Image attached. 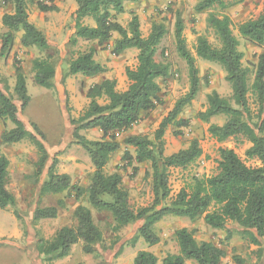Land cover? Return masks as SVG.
<instances>
[{
    "label": "trees",
    "instance_id": "obj_1",
    "mask_svg": "<svg viewBox=\"0 0 264 264\" xmlns=\"http://www.w3.org/2000/svg\"><path fill=\"white\" fill-rule=\"evenodd\" d=\"M56 0H5L13 7L12 13L2 18L5 32L1 36L0 57L7 58L13 50L18 34L24 49L35 48L44 56L32 62L35 85L46 90L56 89L57 70L52 61L50 44L46 35L37 28L29 18V6L36 5L41 11L55 10ZM77 9L73 13L75 35L72 43L78 40L97 43L99 46L112 43V54L120 56L127 50H137V66L126 69L129 81L127 90H117L115 78L105 79L92 85L87 98L90 104L87 110L77 119L71 118L74 126V143L81 146L90 158L94 167L89 184L86 187L75 185L72 177L56 171V161L49 168L48 177L42 183V198L73 193L79 203L73 212L75 224L64 226L49 239L40 237L35 249L44 264H53L67 258L72 248L81 246L85 255L100 253L99 247L106 242L104 230L97 224L95 214L103 215L112 234V249L120 242V232L138 222L131 240L135 244L143 239L149 247L160 243V237L154 227L165 217L187 218L195 223L203 220L206 227L213 230H225L229 222L240 227V237L249 244L261 248L264 242V55L259 58L253 83L250 86L251 71L243 65V53L240 51V40L234 34L235 24L225 13L235 0H200L195 11L207 14V28L213 31L218 45L212 44L205 36H199L195 45V56L188 49L184 36L185 25L181 19L176 22L175 41L177 52L186 62L190 75L189 93L181 98L174 109L162 121L154 138L126 134L143 120L145 113L155 111L163 105L160 80L171 76L170 66L158 62L156 55L167 29L163 23H155L151 33L144 37L140 29L138 16H134L128 27L117 21L126 12L127 3H139L142 0H74ZM49 2L51 5L46 4ZM87 19L94 25H86ZM239 35L252 44L264 45V13L258 18L240 23L236 26ZM117 36V37H116ZM195 57L210 63L218 64L226 73L232 96L221 97L216 91L207 98V108L200 113V119L209 123L212 118L225 117L222 125L211 124L209 133L219 143L230 139L244 138L251 147L246 151V158L259 162L258 166H249L233 149H219L217 173L211 177H193L188 185L172 197L170 187V170H185L203 155L198 139L190 141L186 148L171 155L165 154V134L169 125L182 128L188 125L179 120V115L190 106L200 92L199 69ZM15 95L25 109L31 101L27 87V77L21 66L16 64ZM106 67L95 60V49L81 53L69 63L68 75H83L94 78L104 75ZM252 93L260 108L262 123L251 124L249 115V95ZM103 99L104 104L98 100ZM0 120L10 121L13 128L5 131L1 137L3 145L11 146L22 141L33 144L39 159L36 170L30 180L34 185L41 182L43 170L49 159L45 145L37 138L43 135L36 124L34 132L29 131L18 116V108L13 99L0 89ZM97 129L102 133L98 140H90L83 131ZM125 133L122 142L119 134ZM181 135V133H178ZM122 144L126 146L124 159L137 171V166L148 164L144 182L149 184L153 199L150 205L135 209L131 204L130 191L124 186V176L117 170L108 171L112 157ZM132 148V151L129 150ZM10 161L0 152V209L15 208L16 197L8 187ZM65 207L63 200L58 206L37 207L34 211V222L53 220L58 217L59 208ZM232 231H228V238ZM179 251L169 254L161 264H221L227 257V251L213 242L198 241L194 232L181 228L175 232ZM237 264H245L240 257H234ZM158 257L148 250L140 251L134 264H158ZM76 264H84L79 262Z\"/></svg>",
    "mask_w": 264,
    "mask_h": 264
},
{
    "label": "rangeland",
    "instance_id": "obj_2",
    "mask_svg": "<svg viewBox=\"0 0 264 264\" xmlns=\"http://www.w3.org/2000/svg\"><path fill=\"white\" fill-rule=\"evenodd\" d=\"M200 0H142L139 3L126 5V12L117 19L123 26L128 27L129 23L136 15L139 18L142 35L147 37L155 23H163L167 33L157 52V61L170 66L171 76L160 80L161 94L170 98V106L157 109V116L154 112L145 113L143 120L136 126L134 134L154 138L155 132L162 121L172 111L176 103L185 97L190 90V75L186 62L179 56L175 41L176 22L181 19L185 25L184 36L188 49L195 56V45L199 36H205L209 41L218 45V40L213 31L207 28V14H200L195 11V7ZM51 5L49 2H45ZM232 6L225 11L235 24L234 34L240 40V51L243 53V65L251 71L250 86L254 80L259 58L264 55V45L258 46L242 38L236 26L242 22L256 19L264 13V0H235ZM55 10L44 12L36 5L29 6L30 21L39 28L48 38L50 44L49 53L57 70L56 89L46 90L33 82L32 62L35 58L44 54L35 49H24L21 47L18 34L15 46L7 58L0 57V89L13 99L18 108V116L25 124L26 128L35 133L32 124H36L43 135V139L37 138L45 145L49 159L43 170L41 182L34 185L30 180L36 170L39 155L36 147L28 141H22L11 146L3 145L1 137L3 133L11 128L10 121L0 120V152L5 154L10 161L8 187L17 200L15 208L0 209V264H44L42 258L36 252L35 246L38 238H51L57 230L64 226L75 224L73 212L79 204L73 193H63L60 195L42 198L40 190L42 183L48 177L49 168L56 161V171L66 173L72 177L75 185L86 187L94 172L92 162L83 148L74 143V126L71 118L80 117L88 108L90 100L87 98V90L94 84L100 83L105 75L86 79L82 75L69 76V63L76 59L81 53L95 49V60L109 69V74L117 78L118 91L127 88V82L122 79L126 75V69H134L138 60L136 53L128 52L120 56L126 57L117 62V67L113 66L120 56L112 54V43L99 46L97 43H89L78 40L72 43L75 35L73 13L77 9L74 0H56ZM13 7L0 0V38L5 32L2 18L6 13H12ZM86 25H94L93 20L87 19ZM117 37V36H116ZM123 57V58H124ZM196 66L199 69L200 92L197 98L186 107L179 115V120L188 123L187 126L178 128L169 125L165 134V154L176 153L180 149L186 148L190 141L198 139L203 155L197 161L188 166L185 170H170V187L172 197H175L182 188L186 187L193 177H211L217 173L219 149L220 147L212 140L209 127L211 124L222 125L225 117L212 118L209 123L202 121L200 113L207 108L208 95L216 91L221 97L230 98L232 90L226 81L225 71L215 63H210L195 57ZM16 64L22 67L27 77L28 92L31 101L25 109H22L21 102L15 95L16 84ZM109 64V65H108ZM111 67V69L109 68ZM121 76V77H120ZM120 81V82H119ZM129 82V81H128ZM163 99V98H162ZM104 104L103 99L98 100ZM163 104L166 105L164 102ZM249 119L252 125L259 126L262 123L259 104L255 96L249 95ZM171 108L168 112L167 109ZM153 119V120H152ZM178 133H181L179 135ZM82 134L90 140H98L102 133L97 130L83 131ZM120 140L125 136L119 135ZM227 148L235 150L239 157L249 166H258L259 162L248 160L246 151L248 142L244 138L230 139L226 142ZM125 145L115 153L108 165L109 172L120 170L124 176V185L130 191L131 204L135 209L151 204L153 195L149 184L144 182L145 172L149 169L148 164L138 165L137 171L129 166L128 160L124 159L126 153ZM132 151V150H131ZM93 170V172H92ZM139 181V189L133 186ZM63 200L65 207L59 208L56 219L43 220L35 224L34 211L37 207L58 206V202ZM97 224L104 230L108 246L112 240V234L107 226V220L103 215H96ZM142 225L138 222L123 229L120 234V242L112 249L99 247L100 253L85 256L81 251V246L73 247L71 256L53 264H93L100 261L104 256H114L120 260V264H131L135 253L139 250H146L149 245L142 239L135 244L131 240ZM181 228H188L194 232L198 241L213 242L227 251V257L221 264H237L234 257H240L245 264H264V242L261 248L263 256L257 246L249 244L240 237V227L229 222L225 230H213L205 226L203 220L191 222L187 218L165 217L154 227L156 234L160 237V243L154 247L153 253L158 257L159 263L169 254H177L179 251L175 232ZM228 231H232L228 237ZM139 242V243H138ZM150 248V247H149ZM187 264H196L193 261Z\"/></svg>",
    "mask_w": 264,
    "mask_h": 264
},
{
    "label": "crops",
    "instance_id": "obj_3",
    "mask_svg": "<svg viewBox=\"0 0 264 264\" xmlns=\"http://www.w3.org/2000/svg\"><path fill=\"white\" fill-rule=\"evenodd\" d=\"M131 4H134V3H127L126 5H131ZM125 5V6H126ZM1 26H2V24H1ZM1 44H2V42H1V39H0V52H1ZM135 52L136 53V56L138 55V51L137 50H134V49H131V50H127L124 54H126V53H128V52ZM125 56V55H124ZM123 56V57H124ZM121 58L119 59V60H116L114 63V65L113 66H115V67H117V62L118 61H121V60H124L126 57H122V56H120ZM156 58H157V56H156ZM109 65V64H108ZM110 69H111V67H109ZM107 69V68H106ZM110 72H109V69H107V72L105 73L106 74V77H104V79L103 80H105V79H109V78H115L116 80H117V78L115 77V76H113L112 74H109ZM104 74V75H105ZM83 76V75H82ZM121 77V76H120ZM86 79H88L87 77H85ZM122 79H124L126 82H127V86L129 85V82H128V79H127V76L125 75L124 76V78L122 77ZM102 80V81H103ZM101 81V82H102ZM120 82V81H119ZM160 82V81H159ZM160 85H161V83H160ZM162 86V85H161ZM120 87V85L118 86V82H117V90H118V88ZM128 88V87H127ZM127 88H125L123 91H125V90H127ZM89 90V89H88ZM88 90H87V92H88ZM123 91H120V92H123ZM162 98H163V103L165 102L166 103V105L165 104H163L164 106L162 107V105L161 106H159L157 109L159 110L161 107V109L162 110H164L165 109V107H167V106H170V104H169V102H170V98H171V96L170 95H168L167 97H164V96H162ZM157 109L155 110V111H153L154 112V116H157V114H158V112H157ZM171 110V108H169L168 107V109H167V111L169 112ZM153 120V119H152ZM94 130H97V129H94ZM135 130H136V127H134L133 129H131L129 132H127L126 134H134V132H135ZM97 131H99V130H97ZM100 132V131H99ZM122 135V137L123 136H125V133L123 134H121ZM119 140H120V137H119ZM123 140H120V142H122ZM214 141V140H213ZM220 148H222V147H226L227 148V144H226V142L225 143H219V142H217V141H214ZM123 145V144H122ZM126 147V146H125ZM251 147V144L250 143H248V146H247V148L249 149ZM129 150H132V148L131 147H129ZM171 155V154H170ZM176 170H180L179 168L178 169H176ZM181 170H183V169H181ZM92 172H93V170H92ZM125 184V183H124ZM124 186H126V185H124ZM133 186H136L138 189H139V186H140V183H139V181L136 183V184H134ZM152 195V194H151ZM141 226V225H140ZM142 239H140L139 240V242L141 241ZM138 242V243H139ZM72 250H73V248H72ZM146 250H148V251H150V252H153V249L150 247H148ZM141 250H139L138 252H140ZM143 251V250H142ZM72 253V252H71ZM85 255V254H84ZM136 255H137V253H135V255H134V257H133V261H132V263L131 264H134V259H135V257H136ZM71 256V254L67 257V258H69ZM85 256H88V255H85ZM66 259V258H65ZM59 261H61V260H59ZM120 262H121V259L120 260H118V259H116V258H114V256L112 255V256H104L103 255V258H101L100 259V261H97V263L96 262H94L93 264H120ZM189 262V261H188ZM61 264V263H60Z\"/></svg>",
    "mask_w": 264,
    "mask_h": 264
},
{
    "label": "built area",
    "instance_id": "obj_4",
    "mask_svg": "<svg viewBox=\"0 0 264 264\" xmlns=\"http://www.w3.org/2000/svg\"><path fill=\"white\" fill-rule=\"evenodd\" d=\"M120 135V134H119ZM211 136V135H210ZM212 138V137H211ZM212 140H214V141H217V140H215L214 138H212ZM218 142V141H217Z\"/></svg>",
    "mask_w": 264,
    "mask_h": 264
}]
</instances>
